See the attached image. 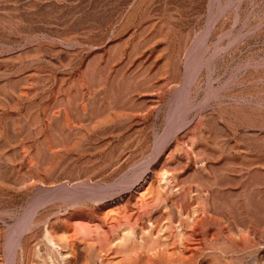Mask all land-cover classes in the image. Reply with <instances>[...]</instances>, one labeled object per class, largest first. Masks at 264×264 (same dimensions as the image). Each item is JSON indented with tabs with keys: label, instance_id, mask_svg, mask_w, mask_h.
<instances>
[{
	"label": "rangeland",
	"instance_id": "obj_1",
	"mask_svg": "<svg viewBox=\"0 0 264 264\" xmlns=\"http://www.w3.org/2000/svg\"><path fill=\"white\" fill-rule=\"evenodd\" d=\"M0 264H264V0H0Z\"/></svg>",
	"mask_w": 264,
	"mask_h": 264
},
{
	"label": "bare ground",
	"instance_id": "obj_2",
	"mask_svg": "<svg viewBox=\"0 0 264 264\" xmlns=\"http://www.w3.org/2000/svg\"><path fill=\"white\" fill-rule=\"evenodd\" d=\"M48 240H49V242L51 243V244H53V245H56L57 244V242H56V238L54 237V236H50V237H48ZM58 247L59 248H62L63 250H64V244H62V243H58ZM56 250V249H55Z\"/></svg>",
	"mask_w": 264,
	"mask_h": 264
}]
</instances>
